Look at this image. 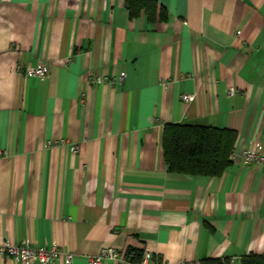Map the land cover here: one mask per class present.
Instances as JSON below:
<instances>
[{"label": "crops", "instance_id": "obj_1", "mask_svg": "<svg viewBox=\"0 0 264 264\" xmlns=\"http://www.w3.org/2000/svg\"><path fill=\"white\" fill-rule=\"evenodd\" d=\"M155 2L150 19L126 0H0V241L56 243L47 264L109 246L150 264L264 254V164L242 156L264 150V0ZM174 123L235 130L231 166L169 172Z\"/></svg>", "mask_w": 264, "mask_h": 264}, {"label": "trees", "instance_id": "obj_2", "mask_svg": "<svg viewBox=\"0 0 264 264\" xmlns=\"http://www.w3.org/2000/svg\"><path fill=\"white\" fill-rule=\"evenodd\" d=\"M130 15L145 9L153 19L155 0H126ZM237 133L233 129L200 124H166L162 132V153L167 170L192 176L217 177L232 162ZM141 255L135 251V260ZM204 264H235L231 258L205 259ZM239 264H264V254H246Z\"/></svg>", "mask_w": 264, "mask_h": 264}, {"label": "built area", "instance_id": "obj_3", "mask_svg": "<svg viewBox=\"0 0 264 264\" xmlns=\"http://www.w3.org/2000/svg\"><path fill=\"white\" fill-rule=\"evenodd\" d=\"M24 73L30 77L42 78L48 74V71L43 64L38 63V65L26 69ZM119 79L123 80L124 74ZM233 93L234 89L229 88L228 95H232ZM194 98L195 95L193 94L184 93L182 95V99L185 101H192ZM5 153L6 151L0 148V156ZM242 156L245 165H249L250 163H255L256 165L264 164V150L259 147L244 150ZM61 253V249L56 243L50 245L48 248H40L32 246L27 240H23L18 244H12L9 239L0 241V256L11 257L23 261L25 264L35 261L47 264L49 261L56 259ZM150 256V250L144 249L141 251L139 259L135 260V251H125L109 246L103 247L98 254L90 257L88 264H101L104 258H110L116 264H150ZM64 260L65 263L70 264L73 260V254L70 252L64 253ZM157 264L167 263L162 260Z\"/></svg>", "mask_w": 264, "mask_h": 264}]
</instances>
